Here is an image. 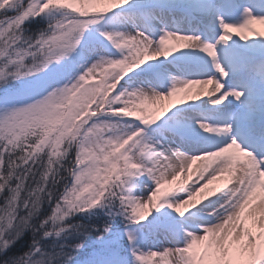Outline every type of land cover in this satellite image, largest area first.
<instances>
[{"label":"snow or ice","instance_id":"1","mask_svg":"<svg viewBox=\"0 0 264 264\" xmlns=\"http://www.w3.org/2000/svg\"><path fill=\"white\" fill-rule=\"evenodd\" d=\"M0 264H264V0H0Z\"/></svg>","mask_w":264,"mask_h":264}]
</instances>
